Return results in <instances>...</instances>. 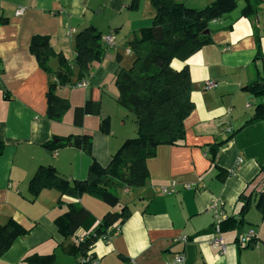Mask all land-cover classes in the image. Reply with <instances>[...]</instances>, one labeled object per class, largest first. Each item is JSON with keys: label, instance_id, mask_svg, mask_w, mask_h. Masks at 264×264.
<instances>
[{"label": "crops", "instance_id": "crops-1", "mask_svg": "<svg viewBox=\"0 0 264 264\" xmlns=\"http://www.w3.org/2000/svg\"><path fill=\"white\" fill-rule=\"evenodd\" d=\"M145 1L146 12L141 14L127 8L129 0H0V226L13 218L29 229L0 255V264H28L32 257L51 254L53 262L35 264H81L85 254L76 249L79 235L93 233L108 210L119 209L89 194L72 197L51 188L32 200L29 182L41 165L53 166L69 180L87 176L92 158L72 145L50 151L46 145L57 137L91 133L93 154L106 165L124 140L137 133L135 124L131 135L115 127V122L128 124L123 118L125 108L116 100L115 73L121 44L134 30L151 23V3ZM237 4L232 13L211 24L213 43L187 60H172L174 69L187 64L193 83L194 110L185 121V142L160 145L147 161L145 185L123 188V196L130 197L120 198L130 216L109 239L94 243L92 251L100 264H165L178 251L186 253L187 264H251L238 239L252 227L255 238L264 241V219L252 203L244 225L226 224L221 230L224 252L212 242L216 232L210 205L218 200L224 218L239 217L238 197L264 162V119L250 121L253 106L261 99L244 88L263 74L264 0L250 16L241 13L245 0ZM21 8L23 12L17 14ZM90 24L103 35L115 33L116 45L106 48L103 59L93 63L86 87L67 84L57 89L69 98L71 108L62 119L52 120L47 116L46 92L60 63L53 57L54 72L44 70L31 51L32 39L48 35L51 47L72 62L74 37ZM123 31L126 36L120 38ZM126 44L125 53L133 55ZM207 80L217 86L205 89ZM87 100L100 103L101 115H86L78 126L74 109ZM102 116L111 119L108 134L100 130ZM172 181L178 183L175 193L159 190ZM186 183L192 187L185 188ZM71 204L86 207L93 220L65 239L56 222ZM182 235L188 237L187 243L176 240Z\"/></svg>", "mask_w": 264, "mask_h": 264}, {"label": "trees", "instance_id": "trees-1", "mask_svg": "<svg viewBox=\"0 0 264 264\" xmlns=\"http://www.w3.org/2000/svg\"><path fill=\"white\" fill-rule=\"evenodd\" d=\"M142 0H129L127 8L137 11ZM153 11L151 23L134 30L128 42L133 53L129 67H121L122 56L117 54L118 67L115 73L117 102L127 108L137 125V133L124 140L117 151L112 154L108 164H101L93 154V135L91 133L71 134L57 137L56 142L47 144L50 150L72 145L87 153L92 161L87 176L83 179L69 180L60 176L53 166L41 165L30 179L29 191L32 200L45 188L58 190L63 195L81 197L89 194L100 198L110 207L95 231L83 241L76 243V249L84 254L89 247L108 232L111 225L117 222L120 226L130 216L126 203L121 202L116 191L120 188H140L149 177L147 161L157 153L160 145H179L186 139L185 121L194 110L191 94L193 83L189 67L181 69L171 66L173 59L187 60L203 46L214 42L212 38L213 21L224 18L238 6L237 0H213L203 8H195L184 0H149ZM246 5L241 13L244 16L255 15L258 5L263 0H245ZM209 30L208 32H205ZM102 32L95 25H88L79 30L74 37V59L68 61L60 52L50 45L48 35H35L31 43V51L39 65L49 73L54 70L50 59L57 57L58 69L55 78L49 82L47 98V116L52 120H60L71 108L69 98L58 94L60 86H74L79 80L87 79L93 63L100 62L105 54L106 44L102 40ZM257 54H261L260 35L256 28ZM263 74L248 83L244 88L260 101L250 121L264 119V66ZM101 115L99 102L87 100L74 109V123L82 126L86 115ZM111 129L109 116H102L100 130L108 134ZM1 146V144H0ZM216 152V149H210ZM211 162H217L210 157ZM232 174V172H231ZM239 217H226L222 220L221 230L226 224L244 225V217L252 203L264 219V162L259 172L248 183L247 188L239 195ZM93 220V214L84 206L71 204L69 209L57 219V226L64 238L72 236L76 230ZM250 229V228H249ZM29 233L16 219H10L0 226V255H3L14 240ZM255 238V237H254ZM256 239V238H255ZM241 243L240 238L238 239ZM253 241V240H252ZM248 244L242 246H251ZM53 254L32 257L28 264L35 262H51ZM53 262V261H52Z\"/></svg>", "mask_w": 264, "mask_h": 264}, {"label": "built area", "instance_id": "built-area-1", "mask_svg": "<svg viewBox=\"0 0 264 264\" xmlns=\"http://www.w3.org/2000/svg\"><path fill=\"white\" fill-rule=\"evenodd\" d=\"M22 12H23V9L21 8L17 11V14H21ZM70 34H72V33H70ZM102 40L106 44V46H108V47H114L116 45V35L113 32L103 35ZM128 51H130V50L128 49ZM80 81H82V82H76L74 86H76V87H86L87 86V84H88L87 79H83ZM216 86H217V83L213 80H207L204 83V88L207 90L214 89ZM248 106H249V104H248ZM177 184L178 183L176 181H172L169 185L161 186L159 190L165 194H173L177 190ZM183 186L185 188H188V189L192 187V185L189 183L183 184ZM210 207H211V210H212L213 215H214V226H215V232H216L214 237H213L212 242L216 246L220 247L221 252H224L226 249V244H225L223 236L220 234L221 223H222V220L224 219V211L222 209V205L219 203L218 200H214L212 202V204L210 205ZM119 229H120V225L117 222H115L113 225H111L109 227L108 232L106 234H104L101 238L102 239H109L111 232L119 231ZM88 235H90V233H87L84 236L79 235V241H83ZM254 237H255L254 229H252V228L248 229L240 237L241 244H244V245L248 244L250 241L253 240ZM176 240L177 241L181 240L182 242L187 243L188 237L186 235H182L180 238H178ZM93 245L94 244H92L89 247L88 252L81 257V264H100V258L92 251ZM165 264H187L186 253L184 251L176 252L173 255L172 259L166 261Z\"/></svg>", "mask_w": 264, "mask_h": 264}, {"label": "rangeland", "instance_id": "rangeland-1", "mask_svg": "<svg viewBox=\"0 0 264 264\" xmlns=\"http://www.w3.org/2000/svg\"><path fill=\"white\" fill-rule=\"evenodd\" d=\"M148 1V3H150V1L149 0H147ZM185 2H186V4L187 5H189V6H192V7H195V8H203V7H205L207 4L205 3V1L206 2H208L209 0H184ZM145 4H146V1L145 0H142L141 1V5H140V7H139V12L142 14L144 11L146 12V10H144L143 11V7H145ZM151 5V4H150ZM137 10V11H138ZM153 11V8H152V5H151V12ZM139 13V14H140ZM150 16V13L148 14V17ZM126 33V31H123V32H121V35H119V37L120 38H125V36L126 35H124ZM105 35V34H104ZM128 38V37H127ZM127 42H125V43H123V44H121V46L119 47V53H121L124 57H123V59H122V61H121V63H120V66L121 67H129L130 66V64H131V62H132V60H133V55L131 54H127V53H125V48L124 47H126L127 46V44H126ZM109 51H113V53H116V50H114V49H109ZM123 52V53H122ZM118 67V66H117ZM78 82H82V81H78ZM116 90H117V88H115ZM258 99V98H257ZM254 103H255V99H254ZM257 105H258V103L255 105V106H253V108L252 109H256V107H257ZM125 108V107H124ZM251 109V110H252ZM123 118H124V120H127V125H125V126H121L120 124H119V122H115V127H116V129H119V132L120 131H125V132H128L129 134L130 133H132V129H133V124H135V121H134V119H133V117H132V114H131V112L127 109V108H125V111L123 112ZM128 118H129V120H128ZM136 125V124H135ZM120 128H122V129H120ZM136 128H137V125H136ZM131 135V134H130ZM133 189V188H132ZM123 188L121 189H118L117 191H116V193L120 196V197H123L124 199L125 198H129L130 197V195H127V197H124L123 196ZM248 213V212H247ZM246 213V214H247ZM250 228H252V227H250ZM252 229H254V228H252ZM254 231H255V229H254ZM256 232V231H255ZM250 245L251 246H248V247H242L241 248V251H245V254L249 257V258H252V261H251V264H264V241H258V239H255V238H253V241L250 243Z\"/></svg>", "mask_w": 264, "mask_h": 264}, {"label": "water", "instance_id": "water-1", "mask_svg": "<svg viewBox=\"0 0 264 264\" xmlns=\"http://www.w3.org/2000/svg\"><path fill=\"white\" fill-rule=\"evenodd\" d=\"M209 30H206L205 32H208Z\"/></svg>", "mask_w": 264, "mask_h": 264}]
</instances>
